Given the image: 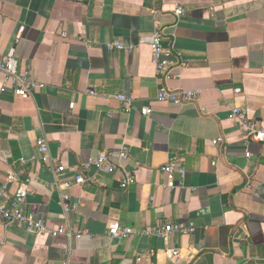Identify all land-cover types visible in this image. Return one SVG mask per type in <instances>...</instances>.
<instances>
[{
    "label": "crops",
    "instance_id": "obj_1",
    "mask_svg": "<svg viewBox=\"0 0 264 264\" xmlns=\"http://www.w3.org/2000/svg\"><path fill=\"white\" fill-rule=\"evenodd\" d=\"M156 25L175 56L168 80L143 42ZM117 41L134 49L110 51ZM9 54L44 87L22 98L0 72V192L15 174L4 200L27 186L26 212L75 235L0 225V264H264V144L230 117L242 108L264 127V0H0ZM161 88L198 97L161 103ZM121 144L130 158L116 174L89 165ZM174 157L186 172L170 189L160 168ZM127 172L136 183L122 189ZM179 223L195 231L144 233ZM115 225L133 233L115 238Z\"/></svg>",
    "mask_w": 264,
    "mask_h": 264
},
{
    "label": "built area",
    "instance_id": "obj_2",
    "mask_svg": "<svg viewBox=\"0 0 264 264\" xmlns=\"http://www.w3.org/2000/svg\"><path fill=\"white\" fill-rule=\"evenodd\" d=\"M158 1V0H153ZM178 16H183L185 11L183 8L176 10ZM143 42L148 43L152 49V61L155 66L158 75L165 77L166 80L171 78V66L172 59L175 58L174 52L164 46V39L159 25H156L155 31L148 38H145ZM110 51H132L134 46L126 45L122 42H114L108 44ZM0 72L4 75L5 83H11L14 87V93L17 96L28 99L33 96V93L37 89H42L44 86L37 82L29 73H20L18 70V61L9 54L0 58ZM198 97V93L189 90H171L168 88H161L157 95L156 100L161 103H171L176 105H185L195 101ZM118 99L122 104L126 106V109L130 111L132 108L133 100L127 98L125 95L118 96ZM74 107V105H72ZM153 110L149 107H143L141 113L145 117H149ZM232 119H238L240 121V127L244 132L247 142L249 143H261L264 144V127L257 123L249 122L245 109L235 108L230 115ZM38 148L42 154L44 161L48 160V143L46 140H39ZM247 157L250 158L251 154L247 153ZM130 158V148L121 144L117 148L103 152L99 158L89 163L90 166H95L102 171H107L109 174H116L118 171V165H122L119 162H126ZM168 178V188L174 189L178 186H182V181H176V175L184 176L186 168L183 166L180 159L174 157L170 161L160 168ZM65 167L60 166L57 168L58 174H63ZM17 180L15 174H10L8 177V184L4 187L5 192H0V225L9 227L12 225H19L25 229L28 234L31 235H51L53 237L67 236L73 237L75 234L71 230H65L64 228L52 229L42 220L37 219L32 214H29L25 210L27 199L32 194V191L27 186L20 187L16 193L10 198V200H4L7 194L9 185ZM77 184H84L87 180L83 176L76 177ZM122 189H126L132 184L136 183V178L133 173L127 172L126 175L119 180ZM66 209L67 206L65 205ZM195 231L193 224H166L163 227L148 228L144 231L147 235H155L159 237L167 238L170 234H189ZM133 233V230L126 227L115 225L111 227L110 234L115 238H127ZM180 249H171L168 254L171 257L180 256ZM67 264V263H66Z\"/></svg>",
    "mask_w": 264,
    "mask_h": 264
}]
</instances>
